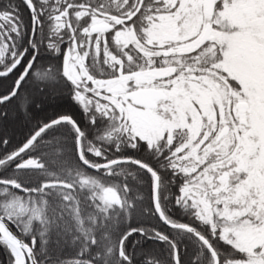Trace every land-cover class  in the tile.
Returning <instances> with one entry per match:
<instances>
[{
    "label": "snow or ice",
    "instance_id": "snow-or-ice-1",
    "mask_svg": "<svg viewBox=\"0 0 264 264\" xmlns=\"http://www.w3.org/2000/svg\"><path fill=\"white\" fill-rule=\"evenodd\" d=\"M4 81L0 264H264V0H2Z\"/></svg>",
    "mask_w": 264,
    "mask_h": 264
},
{
    "label": "rangeland",
    "instance_id": "rangeland-1",
    "mask_svg": "<svg viewBox=\"0 0 264 264\" xmlns=\"http://www.w3.org/2000/svg\"><path fill=\"white\" fill-rule=\"evenodd\" d=\"M36 103L38 102L39 107L41 108L38 111H35L37 108L33 107L29 113L31 116V120H25L23 115H18L14 121H12L7 129L8 133L18 134L21 133L24 129H26L30 123L35 120L40 115H44L45 113L53 110L64 107L66 105L63 94L59 95H47L40 96L39 93H34Z\"/></svg>",
    "mask_w": 264,
    "mask_h": 264
},
{
    "label": "trees",
    "instance_id": "trees-1",
    "mask_svg": "<svg viewBox=\"0 0 264 264\" xmlns=\"http://www.w3.org/2000/svg\"><path fill=\"white\" fill-rule=\"evenodd\" d=\"M0 2H2V0H0ZM23 14H24L25 19H27L28 18L27 9H23ZM8 83H10V81H4L2 84H0V88L6 87ZM69 101L70 100H68V97H67V100L65 101L66 105L64 107H61V108H58V109H53V110L47 112V114L45 113L44 115H40L35 120H33L30 123V125L26 129H24L21 133L12 134V133H8L7 132V136L11 140L9 148L12 149V148H15L17 145H19L20 142L23 141L24 137L28 134L29 130L32 127H34L37 122H43L44 120H47V119H49V118H51V117H53V116H55V115H57L59 113L69 111L70 109H68V105L69 106H73L72 104H70ZM37 104H39V103L37 102ZM36 108L37 109L35 111H38L41 108V106L40 107L38 106ZM3 151H4V148H3L2 145H0V153H2Z\"/></svg>",
    "mask_w": 264,
    "mask_h": 264
},
{
    "label": "flooded vegetation",
    "instance_id": "flooded-vegetation-1",
    "mask_svg": "<svg viewBox=\"0 0 264 264\" xmlns=\"http://www.w3.org/2000/svg\"><path fill=\"white\" fill-rule=\"evenodd\" d=\"M63 97H64V99H65V101L67 100V94L66 93H64L63 94ZM69 100V99H68ZM70 102V104H72V102L71 101H69ZM72 107H74V106H69L68 105V109H71Z\"/></svg>",
    "mask_w": 264,
    "mask_h": 264
}]
</instances>
